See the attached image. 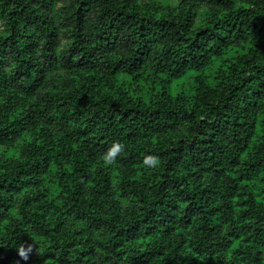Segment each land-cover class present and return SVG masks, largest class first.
I'll return each instance as SVG.
<instances>
[{
  "label": "trees",
  "instance_id": "16d2710c",
  "mask_svg": "<svg viewBox=\"0 0 264 264\" xmlns=\"http://www.w3.org/2000/svg\"><path fill=\"white\" fill-rule=\"evenodd\" d=\"M0 264H264V0H0Z\"/></svg>",
  "mask_w": 264,
  "mask_h": 264
},
{
  "label": "clouds",
  "instance_id": "9594fccd",
  "mask_svg": "<svg viewBox=\"0 0 264 264\" xmlns=\"http://www.w3.org/2000/svg\"><path fill=\"white\" fill-rule=\"evenodd\" d=\"M125 150V145L119 141H113L105 151L101 154V160L106 165L113 164L117 158L121 155V153ZM143 165L147 169H155L159 166L160 159L158 154L153 152H148L143 155ZM32 245L28 244L27 246L21 245L18 248V254L21 258L27 259L28 253L31 251Z\"/></svg>",
  "mask_w": 264,
  "mask_h": 264
}]
</instances>
